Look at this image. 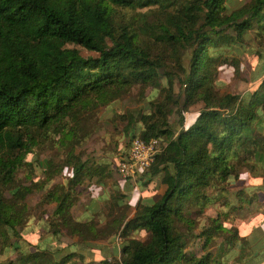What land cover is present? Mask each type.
Masks as SVG:
<instances>
[{
  "label": "trees",
  "instance_id": "obj_1",
  "mask_svg": "<svg viewBox=\"0 0 264 264\" xmlns=\"http://www.w3.org/2000/svg\"><path fill=\"white\" fill-rule=\"evenodd\" d=\"M227 1L0 0V250L19 253L1 264H71L78 255L36 244L30 235L21 242L18 228L29 220L26 197L34 187L21 185L18 173L38 137L52 134L64 147H74L90 135L86 124L100 109L136 87L151 88L162 98L151 97L149 111L119 115L126 122L127 147L134 138L159 140L160 153L140 179L159 178L166 190L155 201L139 200L133 218L113 220L126 239L121 260L99 264H258L256 248L242 261L240 229L219 217L194 235L197 217L210 206L226 219L252 214L256 190L238 182L247 174L264 178L259 168L264 161V0L233 11ZM120 10L146 11L128 23ZM249 33L256 34L257 46L245 40ZM244 54L258 58L251 77L255 87L246 97L221 94L219 72L228 66V73L239 76ZM198 103L204 108L185 128L184 114ZM173 115L177 126L171 124ZM74 159L63 168L73 174L67 184L57 185L45 199L56 204L55 234L65 228L88 242L100 235L96 225L76 220L71 209L76 188L95 170ZM44 170L53 181V164ZM129 198L115 197L112 206ZM132 231H146L149 241L128 237ZM254 235L255 247L262 237ZM193 237L202 242L201 255L186 251ZM219 237L224 245L217 244Z\"/></svg>",
  "mask_w": 264,
  "mask_h": 264
},
{
  "label": "rangeland",
  "instance_id": "obj_2",
  "mask_svg": "<svg viewBox=\"0 0 264 264\" xmlns=\"http://www.w3.org/2000/svg\"><path fill=\"white\" fill-rule=\"evenodd\" d=\"M249 2L250 0H228L227 5L233 11ZM145 11L138 10L137 13H134L128 10H120L119 13L122 20L130 23L138 18L139 13ZM245 40L253 46H257L255 33L247 34ZM83 55L89 56L90 54L84 52ZM240 59L242 66L239 76L228 73V66L219 72L216 87L221 94L234 93L246 97L255 87L251 83V77L252 72L255 71L258 65L257 56L244 54ZM176 92H180L178 85L176 86ZM153 96H155V101L162 98V94L154 92L151 88L136 87L121 100L100 109L93 117L94 119L91 118L88 121L89 123L86 124L90 128V135L74 147H64L59 143L58 137L52 134L47 137H38L37 145L32 147L31 152L26 156L27 164L19 171L17 176V181L21 185L34 187V192L26 197V203L29 207V220L25 227L18 228V233L23 235L21 242L27 241L26 236L30 235L36 244H46L55 249L76 251L78 255L72 259L71 264H82L83 260L94 264H99L103 259H109L112 263L121 260V246L126 239L123 236L120 237L123 227L121 230L116 229L113 220L115 218L119 220L121 217L133 218L136 203L139 200L144 202L147 200L155 201L166 190V186L161 184L159 178L152 183L148 182L146 178L141 180V176L135 180L124 181L117 175V165L130 148L127 147L128 140L123 131L126 122H122L119 115L149 111V101ZM203 108V103L190 107L184 114L185 128L193 124ZM170 121L172 125L177 126L179 118L173 115L170 117ZM86 125L82 124V127H86ZM74 157L85 162L87 168H91L92 171L95 170L93 178H87L82 185L76 188L77 201L71 209L76 220L81 223L93 222L96 225L100 235L98 238L88 237V242H83L80 236L70 234L65 228H61L60 233L55 234L52 223L55 221L53 213L56 204H48L45 199L50 190L57 185L67 184V178L72 177L71 170L63 168L67 160L75 162ZM49 163H52L55 169L53 181L48 180L49 175L44 170ZM103 167L105 171L100 174L99 171H102ZM259 168L262 171L264 170V161L259 164ZM255 177L257 176L247 174L242 177L238 185L251 189L254 187L262 188V177H260L261 179H255ZM100 179L103 180V186L99 184ZM255 193L257 204L254 212L245 219H239L232 215L227 219L224 215L220 217L219 210L214 206H210L204 215L197 217L198 222L194 229V235L200 234L204 229L209 228L212 221L219 217L223 223L234 225L240 229L242 261L247 260L250 256L253 257L256 248L261 256L258 264H264V237L255 241V247L251 241V239L255 240V235L251 238L254 232L261 231L264 233V192L255 191ZM124 194L130 196L129 200H125L121 207H113L114 198ZM259 234L261 233L259 232ZM128 237L141 242H148L150 239V235L146 231H132ZM189 241L186 251L201 255L202 242L200 238L193 237ZM216 241L217 244H225L224 238L219 237ZM77 244L79 246L75 247ZM2 252L1 249L0 264L10 260L14 261L19 254L18 252L9 251L7 255H4ZM81 256L84 258L83 260Z\"/></svg>",
  "mask_w": 264,
  "mask_h": 264
},
{
  "label": "built area",
  "instance_id": "obj_3",
  "mask_svg": "<svg viewBox=\"0 0 264 264\" xmlns=\"http://www.w3.org/2000/svg\"><path fill=\"white\" fill-rule=\"evenodd\" d=\"M159 153L158 139L146 142L140 138H134L128 153L120 159L117 165V175L124 181L137 179L150 169Z\"/></svg>",
  "mask_w": 264,
  "mask_h": 264
},
{
  "label": "crops",
  "instance_id": "obj_4",
  "mask_svg": "<svg viewBox=\"0 0 264 264\" xmlns=\"http://www.w3.org/2000/svg\"><path fill=\"white\" fill-rule=\"evenodd\" d=\"M255 179H261L260 177H255ZM263 179V182H262V184H263V186H262V188H252L253 190H256V191H261V192H264V178H262ZM256 232H260L261 234H263V235H261V237H264V233L263 232H261V231H256Z\"/></svg>",
  "mask_w": 264,
  "mask_h": 264
}]
</instances>
